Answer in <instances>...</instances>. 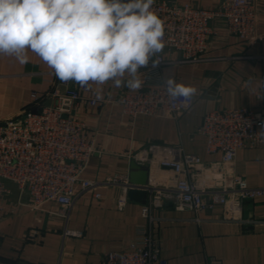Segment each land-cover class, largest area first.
I'll list each match as a JSON object with an SVG mask.
<instances>
[{"label": "crops", "instance_id": "obj_1", "mask_svg": "<svg viewBox=\"0 0 264 264\" xmlns=\"http://www.w3.org/2000/svg\"><path fill=\"white\" fill-rule=\"evenodd\" d=\"M170 1L215 9L224 0ZM256 6L257 34L250 40L230 33L226 21L217 17L201 62H177L178 52H163L166 59L174 61L164 67V78L197 89L189 111L176 116L131 117L117 102L127 87H113L111 81L104 85L90 82L88 96L98 99L97 103L80 100L72 108L95 147L83 178L125 177L130 160L151 144H180L205 164L218 161L220 154H208L206 139L198 133L205 113L233 107L260 111L263 107L264 0H256ZM27 55L29 62L24 65L12 56L0 55V119L34 109L39 102L55 103V90L78 86L57 78L35 53ZM142 72L140 69V78ZM234 170L249 186L264 185V143L240 149ZM163 175L156 165L149 179ZM7 185L10 192L5 200L15 205L16 212L0 211V264H99L106 253L126 250L137 226L144 222L141 204L128 199L125 184L99 189L101 198L92 191H80L78 185L77 200L67 215L51 201L34 209L28 193H21L12 183ZM123 197L126 205L120 209L117 204ZM157 213L164 219L156 226L155 236L168 264H206L211 257L222 264H264V197L244 202L243 217L251 220L246 223L211 220L221 216L219 205L195 213L176 210L167 201ZM65 228L81 235H64Z\"/></svg>", "mask_w": 264, "mask_h": 264}, {"label": "built area", "instance_id": "obj_2", "mask_svg": "<svg viewBox=\"0 0 264 264\" xmlns=\"http://www.w3.org/2000/svg\"><path fill=\"white\" fill-rule=\"evenodd\" d=\"M152 10L164 21L165 47L158 54L159 64L142 68L143 86L126 90L117 98L122 112L131 117L176 116L189 111L195 99H171L163 86L164 67L174 62L163 52L180 54L177 62L199 63L204 60L209 38L215 32L212 21L221 17L230 33L250 40L257 34L256 0H224L215 8H199L190 3L170 0L154 1ZM67 83V82H66ZM91 83L78 84L54 91L55 103L39 102L34 109L20 115L0 119V211L16 212L14 204H7L5 196L12 183L21 193H28L30 206L42 208L49 201L59 204L67 215L80 191H92L96 198L103 187L126 185L145 189L147 202L141 205L144 222L136 228L129 247L121 252H108L99 264H168L155 236V228L164 217L157 212L167 201L176 210L195 213L222 207L215 221L251 222L243 217L246 200L264 197V185L249 186L234 170L240 149L264 143V101L260 111L247 107L214 109L204 115L198 133L206 139V152L220 154V159L209 164L195 154L186 153L180 144H151L135 158L149 165V178L154 167L164 171L160 179H149L146 186L129 184L128 175L105 179L83 178V170L95 151L86 135L84 122L72 113L80 100L95 105L98 99L89 97ZM32 96L37 99L38 95ZM264 100V90L262 91ZM185 104L189 106L184 107ZM122 209L126 197L118 201ZM201 220L200 218H195ZM64 235L79 236L80 231L65 228ZM206 264H222L214 257Z\"/></svg>", "mask_w": 264, "mask_h": 264}, {"label": "clouds", "instance_id": "obj_3", "mask_svg": "<svg viewBox=\"0 0 264 264\" xmlns=\"http://www.w3.org/2000/svg\"><path fill=\"white\" fill-rule=\"evenodd\" d=\"M154 0H0V55L21 65L35 53L61 81L139 90V70L159 64L164 21ZM171 99L190 100L192 85L163 81ZM189 105L185 104L187 108Z\"/></svg>", "mask_w": 264, "mask_h": 264}, {"label": "water", "instance_id": "obj_4", "mask_svg": "<svg viewBox=\"0 0 264 264\" xmlns=\"http://www.w3.org/2000/svg\"><path fill=\"white\" fill-rule=\"evenodd\" d=\"M149 180V165L132 158L129 162L128 182L134 186H146ZM128 199L141 205L146 204L148 194L145 189L131 187L127 191Z\"/></svg>", "mask_w": 264, "mask_h": 264}]
</instances>
